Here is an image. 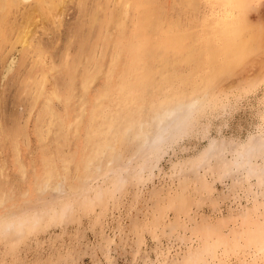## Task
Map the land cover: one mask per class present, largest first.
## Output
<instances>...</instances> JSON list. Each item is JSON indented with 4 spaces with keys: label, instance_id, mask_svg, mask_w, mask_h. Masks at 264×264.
I'll return each instance as SVG.
<instances>
[{
    "label": "rangeland",
    "instance_id": "1",
    "mask_svg": "<svg viewBox=\"0 0 264 264\" xmlns=\"http://www.w3.org/2000/svg\"><path fill=\"white\" fill-rule=\"evenodd\" d=\"M236 1L0 0V264H264V0Z\"/></svg>",
    "mask_w": 264,
    "mask_h": 264
},
{
    "label": "bare ground",
    "instance_id": "2",
    "mask_svg": "<svg viewBox=\"0 0 264 264\" xmlns=\"http://www.w3.org/2000/svg\"><path fill=\"white\" fill-rule=\"evenodd\" d=\"M234 1H236V0H234ZM237 1H238V0H237ZM237 1H236V2H237ZM60 2H61V1H60ZM227 2H228V1H227ZM237 3H238V2H237ZM56 4H58V3H56ZM238 4H239V3H238ZM45 6H46V5H45ZM28 13H29V12H28ZM151 14H152V13H151ZM35 15H36V14H35ZM27 18H28V16H27ZM27 18H26V19H27ZM52 18H53V17H52ZM150 21H151V20H150ZM30 22H31V21H30ZM228 23H229V26H230V25L232 26V24H233V23L231 24V21L228 22ZM32 24L34 25V23H32ZM225 24H227V23H225ZM26 25H27V24H26ZM32 27L35 28L34 26H32ZM28 28H29V27H28ZM231 29H232L233 31H235V32L237 31V27H235V28L233 27V28H231ZM231 29H230V30H231ZM28 30H29V29H28ZM30 30H32V29H30ZM25 31H26V32H24V34H23V35H24V36H23V37H24L23 41L26 40L27 37L29 36L28 32L30 33V31H27V29H25ZM233 31H232V32H233ZM31 32H33V30H32ZM34 33H35V32H34ZM24 42H25V41H24ZM228 44L231 45V43H228ZM240 45H241V44H240ZM240 45H239V47H237V51H239L241 54H243L246 50L243 49L244 47H242V46H240Z\"/></svg>",
    "mask_w": 264,
    "mask_h": 264
}]
</instances>
